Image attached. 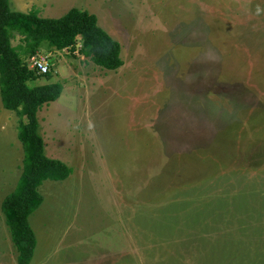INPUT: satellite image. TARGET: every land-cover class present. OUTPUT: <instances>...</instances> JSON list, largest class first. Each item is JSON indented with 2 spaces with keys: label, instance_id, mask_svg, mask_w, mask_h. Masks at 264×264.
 I'll use <instances>...</instances> for the list:
<instances>
[{
  "label": "rangeland",
  "instance_id": "1",
  "mask_svg": "<svg viewBox=\"0 0 264 264\" xmlns=\"http://www.w3.org/2000/svg\"><path fill=\"white\" fill-rule=\"evenodd\" d=\"M26 1L96 15L124 63L36 55L50 73L29 85L64 86L38 114L46 155L73 173L40 189L32 263L264 264V0ZM21 120L0 96V264H18L1 205Z\"/></svg>",
  "mask_w": 264,
  "mask_h": 264
},
{
  "label": "trees",
  "instance_id": "2",
  "mask_svg": "<svg viewBox=\"0 0 264 264\" xmlns=\"http://www.w3.org/2000/svg\"><path fill=\"white\" fill-rule=\"evenodd\" d=\"M14 34L20 36L18 46L13 45ZM44 43L72 52L80 44V53L107 71L124 64L121 44L100 27L96 15L75 8L61 18L47 19L37 9L15 12L10 0H0V96L4 109L22 118L18 137L24 149L23 171L15 191L1 205L18 264H31L35 255L38 241L30 217L44 203L41 187L47 181H66L73 173L68 165L46 155L38 118L45 105L61 98L64 86L29 85L45 75L31 70L25 59L36 56Z\"/></svg>",
  "mask_w": 264,
  "mask_h": 264
},
{
  "label": "crops",
  "instance_id": "3",
  "mask_svg": "<svg viewBox=\"0 0 264 264\" xmlns=\"http://www.w3.org/2000/svg\"><path fill=\"white\" fill-rule=\"evenodd\" d=\"M10 2H11V0H10ZM16 5L14 4V6L17 8L16 9V11L15 12H22V13H28V12H30L31 10H33V9H37L38 11H39V15H40V17H42V18H47V19H53L54 17H51L52 15H53V9H54V7L53 6H51L50 7V9H46V10H43L42 8H40L39 6H31L29 9H28V5H27V1L26 0H16ZM12 3V2H11ZM11 9H12V5H11ZM68 12V11H67ZM67 12H66V14H67ZM65 16V15H64ZM54 19H56V18H54ZM116 40V39H115ZM78 46L80 47L81 45L80 44H78L77 45V47H76V51L78 52ZM44 48L45 49H47V48H49V49H52V50H54V51H58V50H56V49H53V48H50L49 46H44ZM81 50V49H80ZM80 50H79V52L78 53H80ZM58 52H72V50L71 49H66V50H62V51H58ZM75 52V51H74ZM121 55H122V53H121ZM80 56H81V54H80ZM82 56H84V55H82ZM85 57V56H84ZM122 58V57H121ZM70 71V70H69ZM76 76H80V74L79 73H75V76L74 77H76ZM43 137V136H42ZM57 138V137H56ZM60 161V160H59ZM64 163V162H63ZM37 236V235H36ZM37 241H38V244H37V246H38V248H39V240L37 239ZM37 249V248H36ZM36 252V251H35ZM36 254V253H35ZM17 256H18V253H17ZM35 257V256H34ZM35 259H36V257H35ZM35 259H34V261H35ZM33 262V261H32ZM31 264H33V263H31Z\"/></svg>",
  "mask_w": 264,
  "mask_h": 264
},
{
  "label": "built area",
  "instance_id": "4",
  "mask_svg": "<svg viewBox=\"0 0 264 264\" xmlns=\"http://www.w3.org/2000/svg\"><path fill=\"white\" fill-rule=\"evenodd\" d=\"M29 68L36 71L40 75H47L50 73V62L46 57L34 56L30 59Z\"/></svg>",
  "mask_w": 264,
  "mask_h": 264
}]
</instances>
